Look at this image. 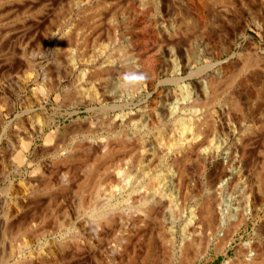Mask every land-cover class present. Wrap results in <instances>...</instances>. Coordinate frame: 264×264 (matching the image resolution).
<instances>
[{
  "label": "rangeland",
  "instance_id": "1",
  "mask_svg": "<svg viewBox=\"0 0 264 264\" xmlns=\"http://www.w3.org/2000/svg\"><path fill=\"white\" fill-rule=\"evenodd\" d=\"M67 1H65V0L64 1L63 0L62 1H60V0H48V1L47 0H0V112L6 116V121L9 122V128H8L7 133L3 132L2 126L0 125V206H1V208H0V264H4L3 260L6 259V256H7L6 254L8 253L9 255H11L12 253H10V252H13L14 248L15 249L17 248L16 245H18L19 242L24 238L23 235H19L18 237H15V235L10 232V230H11L10 227H12L15 224L16 227L13 226L14 228L12 227V230L15 229L14 231H16L17 225L21 222L26 223V221H27V223L29 222L28 224H30V225L33 224L31 227L34 229L35 232L36 231L41 232L42 230L43 231L45 230V234H43V236H42V238H43L42 244L43 245L41 244V241H38V244L42 245V247H44V249H46L48 247V245L50 246V247H48V249H46V251L51 249L49 251V253L52 254L51 256L49 255V257H50L49 262H51L50 264H53V263L54 264H70V263L71 264H98V263L99 264H108V262H107L108 258L105 257V252H104V254H102L103 253L102 251H105L107 248L109 249V246H110V248H112V245H118L120 239L123 236L127 237V235L130 233L131 227L130 226H127L129 228L125 227V226H123L124 225L123 223L125 221H127L126 220L127 218H130V216L133 214V211L135 210V207L138 206L137 204L130 203V201H124V202H122L123 204L121 203V204L114 206V207L111 206L108 210V211H110L109 212L110 215H108V216L111 218L115 217L114 223L116 224V226H114L115 224H113V226L115 228L111 225V229L113 228L112 230H114V232L110 229V227H107L106 228L107 230L104 229V231H103L104 237L101 236L102 238H105L104 242L102 243L103 249L99 247L101 245L98 246L99 249H98V247L93 249L90 246V244H88L89 239L92 238L91 236L93 234V231L91 230V227H90V226H92L93 219H92V217H90V214L88 215V213L80 212L77 209L76 210L73 209V208L79 207L80 198L82 199V197H81L82 195H80V193H79L80 188L78 189L79 184L72 182L69 185L67 190L65 187H64L65 188L64 190H62L63 188H61V187H59V188L57 187L55 189H49L45 185V183H46L45 177H41L42 176L41 171H39V169L37 167L38 163L41 164L45 160L46 161L54 160V156L46 154L42 157L41 153L43 150L42 147L45 146L44 149H47L50 145L52 146L54 144L55 140L49 139V140L44 141L43 139L42 140L38 139L34 143V145H36V144L37 145L36 146L33 145L32 147L29 148V149H31L30 153L32 152L34 157H36L38 159L36 161L37 165L35 164L32 167L31 166H23L22 167V165H19V163L17 162V156H16L17 153H15V151H14V149H16L17 146H20L19 138L17 135L18 134L20 135V133H21V136L24 137V135H23V133H24L23 124H25L24 122H26L31 117V114L26 110L27 108H25L26 106H24L22 104V102L25 100V98L33 97V94H31V93H33L32 92L33 89H35L37 87L41 88V87H43V85L45 86V85L49 84L47 82H50V79H53V78L61 81V90H60V92L54 93L52 95V97L50 98V100H47L46 101L47 103L46 102L44 103V106L46 109V114L47 115L50 114L48 116L54 118L56 124H59L58 126H60V129L62 130V132H64V131L69 132L71 130V127H73V125H70V124L71 123L73 124V122L75 123V121H76V124L85 126V124L87 122H94V121L95 122H101L102 121L104 123L106 121V122L110 123V122H112L111 120H113L112 124H114V123L116 124V122H117V124H118V122L120 123L118 125L117 124L115 125L114 129L117 128V130H115V132L113 134L107 133L106 130H101V132H98L100 135L97 133L96 135H94L95 137L92 136L93 137L92 139L99 141L98 139L104 138V140L106 141L107 139L114 140L115 138H117L115 140H118V139H120V135H121V140H122L123 135H125L126 132H129L128 134H130L131 131H132L131 134L137 133L138 135H141L140 137H142V139H143L142 142L144 141V143L146 145H147L148 140L152 141L153 138L154 139L159 138L161 140L160 142L163 144V146L164 147L167 146V147H165V149L167 150L165 152L166 156L165 155L163 156L162 164H160L159 168L154 169V170L151 169L148 171V175H147L148 181H150L149 179H151L152 177L154 179L155 178L159 179V181L160 180L163 181L164 178L166 179V180L164 179V181H168L167 176L171 175V174L173 176L177 174L175 176V177H177V176H179L178 174L181 175V173H179V172L181 170H183L182 169L183 165H181V164L186 165V163H187V165L184 166L183 168L186 167L185 169L188 170L187 171L188 176L186 177L187 174L184 172L185 169L182 172V173H184L182 175L184 177V180L187 181V184H186V182H184L183 177L181 176L182 183L184 182L183 183L184 185L181 183L180 189H182V191L184 193L183 192L181 193V190H180L179 191L180 194L178 193V195L176 197V201H177L176 202V210H178V212H179L177 214L181 213L179 218L177 219V222H176V225L178 228V233L180 234L183 231V229L186 228L188 231L190 230V232L193 231L196 233L198 241H200L203 238L202 236H204L206 238V235L209 233L208 229H206L207 228L206 225H205L206 228H203L204 224H201L198 226L195 225L193 223V220H192V215L194 213L198 212L199 210H201L203 208V207H201V205L205 206L204 204L207 202L206 200H208V198L210 197V195H211V188L210 187L212 184L211 181H214V178L216 176L214 174H218V172L220 170L221 171L223 170L221 168L225 165L224 161H226V152H227L228 146L231 144L229 147L233 148V146L235 145L233 148V151H234L235 147H236V150H235L236 154L234 152L235 157H237V154L239 153L238 149H237L236 141L232 142V141L226 140V138H225L226 136H224V135H226V130H225L226 128H224L225 123L223 122L225 120L222 119V121H221V118H224V117H222V114L219 113V111H220L219 108L222 106L225 107V105L227 104L226 102H227V98H228V90L229 91L231 90L230 93L231 92L238 93L240 90H242V93L239 92L238 95L239 96L242 95V97H240L241 101L243 100L242 101L243 102L242 107L244 109L247 107V109H245V110L249 109L248 110V112H249L248 121L250 123L252 120H253L252 123L254 121L255 122L258 121L257 123H255V126L257 128V130H255V132L257 131L256 132L257 136H258V133H260L258 129H260L261 132L264 130V128H263L264 124H261V122H259V121H262V123H263V121H264L263 120L264 119V113L263 112L260 113V111H261L260 107L261 106H262V108L264 107V103H262V102H264V96L261 95L262 94L261 87L259 86V83L257 81L258 80L257 79V73L260 71V69L261 70L264 69V66H263L264 62H259V65L262 64V67L259 66L260 68H258V66H255V67H252V68L246 70V72H244V73H243V71H245V70H241L242 68L240 69V67H239L240 64L241 65L243 64L242 60H243V62L245 60V58H244V57H246L245 50L251 49L254 46L259 47L261 49H264V0H237L239 2V12L240 13H237V12L235 13V11L232 10L231 8L229 9L230 11L227 10L230 12V14L228 12L229 16L226 15V16H228L227 21L229 20L231 13H232V15H234V16H231V18H230V21H229L230 24L228 23L226 25L228 28H226V26L223 27V25L221 26V23L220 24L215 23L217 20L214 17L211 19L212 15L208 12H207V14H206V12H204L205 9L203 7H202L203 9L200 7L201 5H200V2L198 0H195V1H193V0H184V1L183 0H176V1L175 0H164L165 2H162L163 0H160V1L159 0H148V1L147 0L146 1L145 0L144 1L139 0L140 4H137L138 0H134V1L133 0H130V1L129 0H103L105 2V4L101 0H67ZM106 1H107V3H106ZM204 1L206 3L214 2L211 0H204ZM252 1H254V2H252ZM85 2H87V4ZM148 2H150L151 7L149 6V7H147L148 8L147 9L145 7H146V4ZM185 2H186V4H185ZM195 2H197V3H195ZM240 3H242V4H240ZM97 4H98V6H97ZM190 4H192V5L190 6ZM89 5L90 6L93 5V6H91V8H90ZM155 5H157V7ZM3 6H5V7H3ZM66 6H69V9ZM183 6H184V8H183ZM188 6L190 8L191 7L192 8L189 9ZM185 7L187 10L185 9ZM198 7H200L199 11H202L203 18H205V19L202 18V20H201V18H199L201 16V14L198 11H196V8H198ZM113 8H114V11H113ZM165 8H166V11H164ZM53 10H55V11H53ZM88 10H90V11H88ZM227 11L225 10V14ZM233 11H234V14H233ZM64 13H65V15H64L65 17L60 16L61 14L63 15ZM185 13L187 15L189 14L190 16L189 15L187 16ZM167 14H168V16H167ZM93 15H96V16H93ZM198 15H199V17H198ZM204 15H205V17H204ZM90 17H91V20H90ZM206 17L208 20L206 19ZM86 18H87V20H86ZM162 18H163V20H162ZM181 18H182V20H181ZM231 19H233V20H231ZM83 20L86 23H84ZM140 20H141V22H140ZM55 21H57L58 24ZM59 22H61V26H59ZM173 22H175V23H173ZM187 22H189V24ZM177 23H179V24H177ZM241 24H244L245 28H244V25H241ZM175 25H176V27H175ZM113 27H115V28L113 29ZM219 27L221 29H219ZM241 28L245 29L247 31V34L249 36L248 39H243L240 36V34L243 31V30H241ZM76 29H77V31H75ZM228 29H229V31H227L228 33H226V30H228ZM184 31L185 32L187 31L186 32L187 34ZM232 31H234V32H232ZM231 32L233 33V36H232ZM173 33H174V35H173ZM220 34L221 35L224 34V35L221 36ZM64 35L69 37V39ZM124 35H125V37H124ZM162 36H164V37H162ZM63 37H66V39L64 38V40H66V42L65 41L63 42L60 40V39H63ZM126 37H127V39H126ZM222 37H225L224 40H222ZM67 39H68L69 45H66L68 43ZM71 39H73V41L76 39L77 43L72 42ZM225 40H227V41H225ZM161 42H163V43H161ZM60 43L63 44L64 47H62ZM230 43L233 46L231 48V51L228 52V47L230 46ZM72 44H74L73 45L74 47L72 46ZM81 44H82V46H81ZM129 44H130V46H129ZM212 47H215L214 50L216 49L215 52L218 54L217 60H215V59L213 60V58H212L213 57L212 56L213 52L211 51V50H213V49H211ZM64 48H65L66 53H68V52L69 53L68 54L65 53L66 55L63 54V56H62V53L65 52ZM129 50H130V52H129ZM125 52H128V53L125 54ZM85 53H86V56L88 55L87 57L85 56ZM54 55H58V56L55 57ZM121 56H122V58H121ZM132 56H134V57H132ZM128 57H129V60H131V61H128ZM130 57H132V58H130ZM53 58H54V60H53ZM111 58H112V60H110ZM56 59L59 60V61L57 60L58 63L54 62V61H56ZM233 59H235L234 60L235 62H233ZM124 60H126V61H124ZM212 60L214 62H216V61H223L224 62V61L228 60L227 63L229 66L235 67L233 69L236 71H239L237 69V68H239L241 71V72L239 71L238 73L235 71V73H237V74H235L237 78H236L235 82L233 83L231 89L223 90L225 87L223 86L224 88L223 87L221 88L222 85L220 84V86H219L220 90L219 89L218 90H219V92L222 93V94L220 93V95H223V96H220V98L218 99L216 104L211 101L212 96L211 95L209 96V94H211V93L204 94L200 90V86H201V84L204 85L203 82L206 80V78L211 77V74H212L211 72H212L213 68L208 67V66L213 62ZM263 60L264 59H262V61ZM64 61H66L67 63ZM109 62H110V64H109ZM141 62L142 63L145 62L149 66L147 69H150V71L152 70V67L154 65L153 70L151 72L148 71L147 69H145V67L147 65H144V64L142 65ZM140 63H141V65H140ZM59 64H60V66H59ZM130 64L133 67H135V65L138 64L135 67V69L137 68L136 69L137 71H139L143 67H144V71L145 70L148 71V72L145 71V73H144L143 70H140L139 73H141V71L143 73V74L141 73L142 75L139 74L140 77H139V75L137 76L138 84L140 83L139 84L140 89L136 90L135 92L129 90L125 85H122L124 83V81H123L124 79L131 77L130 74L127 75L126 78L124 76L125 74H127V73H125L126 72L125 69H127V70L133 69V68H130L128 66ZM139 65L143 66V67L139 68L138 67ZM48 66H50V67H48ZM127 66H128V68H127ZM155 66H156V68H155ZM62 67H64V68L62 69ZM104 67H105V69H104ZM122 67L125 69L123 70ZM206 67H208V68H206ZM120 68L122 69V71H124L123 73H119ZM256 68H258V69H256ZM66 69H67L69 74L65 76V73L63 70H66ZM109 69H111V70H109ZM162 69H163V71H162ZM255 69H256V72H254ZM54 70H56V71H54ZM104 70H106V72L107 71L110 72V76L114 82H115V80L118 81V83H117V81L115 82L118 86V94L120 93L119 94L120 100H118V102H115L111 99L108 101L107 99H104L101 97L102 94H104L107 91V89H109L112 85L111 79L110 80L107 79L108 80L107 81L106 78L103 77L106 75ZM112 70H117L116 72L119 75L115 72V74H117V77H116V75L114 74V72ZM164 70H166V71H164ZM250 70H251V73H248ZM91 72H92V74L94 72L101 74V72H102V74L104 73L105 75L101 74L102 79H99V81L95 80L94 81L95 83L92 84V81H89L88 76L85 75L86 73H91ZM154 72H156V73H154ZM190 72L193 74L191 75ZM51 74H53V75H51ZM58 74H60V75H58ZM149 77H151V78H149ZM253 77H255V78H253ZM116 78H118V79H116ZM150 79H152V80H150ZM175 79H176V81H175ZM242 79L244 81H242ZM246 79H248V80H246ZM105 81H106V83L107 82L108 83L110 82V83L106 84ZM148 81L151 83L153 82V83L149 84ZM242 82H243V84H241ZM70 83H73V84L75 83V84L70 86L69 85ZM99 83L101 84L102 87L100 86ZM199 84H200V86H198ZM235 84H237V85H235ZM240 84L242 87L240 86ZM257 84H258V86H257ZM234 86H236V88ZM105 87H108V88H105ZM237 87H239V88H237ZM100 88H101V90H100L101 92L99 91ZM240 88H242V89H240ZM103 89H105L104 92H103ZM236 90H238V91H236ZM258 90H260V91H258ZM137 91H138V93H137ZM204 91L207 92L206 89H204ZM222 91H224V93ZM79 92L80 93L83 92L84 95L86 94L85 97H88L89 101L84 105L82 103L80 104L79 102H74V101L69 103L68 102L69 98H71V100H72V95L74 96L75 93H79ZM199 94H200V97L202 96V98L199 97ZM260 95L262 96L261 98H260ZM222 97L223 98L225 97V98L222 99ZM209 98H211V100ZM198 99L201 101L203 99V101L204 100L205 101L204 102L202 101L203 102L202 103ZM253 100L255 103L253 102ZM198 101L200 103H202V105L200 103H197ZM211 102H212V104H210ZM218 102H220L222 104V106ZM244 102H246L245 103L247 105L246 107H245ZM115 104H118V105L121 104V105H119V107L117 108ZM208 104H210V105H208ZM154 105H155V107H154ZM196 105H197V107H196ZM217 105L219 108L217 107ZM100 106L103 108H101ZM110 106H112V107L114 106V107L111 108ZM157 106H159V109ZM189 106H192L193 108L192 107L189 108ZM207 106H209V107H207ZM249 106H250V108H249ZM91 107H93L92 110L90 109ZM107 107H109V109ZM153 107L157 108V109L155 110ZM162 107L164 108V110L166 112L163 110ZM257 107L259 109L257 110V112L255 111L256 112L255 113L254 110H256ZM34 108H35V106H34ZM120 108H122V109H120ZM150 109H152L151 111L155 115V118L157 116V118L159 119L158 120L156 118L158 125H155L154 127H148V128L143 129L141 131L138 130L137 128H135V122L137 121V119L138 120L145 119V116L143 117V115L152 113L150 111ZM76 110H78V111H76ZM162 110L164 113H162ZM206 110H207V112H205ZM217 110H219V111H217ZM72 111H76V113H74ZM209 111H210V113H209ZM212 111L214 113L217 112L218 114H216V113L214 114ZM70 112L73 114H71ZM157 112H158V114H157ZM142 113H143V115H142ZM202 113L205 117H203ZM17 114L19 117L16 116ZM69 114H71L72 116ZM134 114H135V116H134ZM139 114H140V116H138ZM168 114H169V116H168ZM209 114L211 116H213V117H211L212 119L215 118V120H213V121H214V124H216L217 133H219V134H217V133L213 134L212 138L214 140H212L211 136L207 139L206 138L207 133H205V132H207V120L206 119L210 118ZM159 115H161L160 118H159ZM218 115H220V116L218 117ZM130 116H132L133 118L136 119V120H134L135 122L128 120V118H130ZM206 116H207V118H206ZM109 118H110V120H108ZM121 118H122V121L124 120V122L121 121ZM125 119L128 122L127 121L125 122ZM197 119L199 120V122L200 121L201 122L199 123ZM202 119H204L205 121H203ZM212 119H211V121H212ZM81 120L83 123L81 122ZM116 120H118V121H116ZM196 120H197V126H195ZM77 121H78V123H77ZM175 121L178 123H176ZM216 121L217 122L219 121L218 123H220V122L221 123L218 124ZM80 122H81V124H80ZM158 122H160V123H158ZM192 122L193 123L195 122V124H193ZM201 123H203V125H201ZM259 123L261 125H259ZM64 126L67 128L65 129ZM171 127H173V128H171ZM194 127H197V128L194 129ZM180 128H183V130ZM203 128L204 129L206 128V129L204 130ZM196 129L197 130L199 129V130L197 131ZM135 130H137V131H135ZM124 131H125V133H124ZM203 131H204V133H203ZM120 132L124 133V134L122 135V134H120ZM168 132H170V133H168ZM188 132H190V133H188ZM117 133H119L120 135L118 134V136H117ZM201 133H202V135H201ZM160 134H161V136H160ZM163 134H164V136H163ZM216 134H217L218 138H217ZM263 134H264V131H263V133L259 134L261 136H258V137L256 136L257 137L255 139L256 141H254L256 144H260V145L263 144V141H261ZM220 135H221V137H220ZM108 136L109 137L111 136V137L109 138ZM152 136H153V138H152ZM174 137H176V138H174ZM204 137L207 139V141H205ZM259 137H260V139H259ZM79 138H82V135L79 136ZM164 138L165 139L168 138V140L164 141ZM172 138H173V141H172ZM176 139H177V142H176ZM222 139H224V141ZM257 139L260 140L262 143H260V141H258ZM263 139H264V137H263ZM76 140H78V139H76ZM84 141H86L87 144L89 143V141H87V139H85ZM169 141H170V144H169ZM75 142L76 141L68 143L67 148L71 149L74 146ZM165 142H166V144H165ZM223 142L225 144H223ZM22 143H24V142L22 141L21 145H22ZM86 143H84L83 145H85V147L88 148L90 144L86 145ZM148 143H150V142H148ZM171 143L174 145H172ZM214 143L218 144V145H215ZM255 143H253V144H255ZM11 144H13V145H11ZM256 144L254 146H256ZM190 145H191V147L194 146L193 147L194 149L191 148ZM212 145H213V147H212ZM254 146L252 145V147L250 146L249 149H247L248 155L249 156L251 155V157H252V158H249V156H248L247 159H248V161L250 159L251 162L254 161L253 158L254 159L256 158L255 160H257V158H259L263 152L261 147L258 150L257 147H259V146H257V147H254ZM93 147L91 149H97L96 145ZM185 147H187V149H185ZM225 148H226V150H225ZM11 149H13V150H11ZM168 149H170V150L168 151ZM180 149H182V150L180 151ZM251 149H253L252 150L253 152L250 151L252 154L249 153V150H251ZM254 149L256 150V153H255ZM186 150L191 151L188 153L190 157L188 156V154H187L188 151H186ZM34 151H36L37 153L36 152L34 153ZM185 151H186V153L183 154ZM201 151L206 152L205 158H202L203 160L201 159V157L198 156V154L201 153ZM177 152H180L183 155L179 154ZM38 153L40 156L38 155ZM190 153L193 155V157H191L192 155ZM253 153L259 154L260 156L254 155ZM176 154H178L177 155L178 157L180 156L179 162L182 159V161H184V162L186 161V163L181 161V163H178L177 166H173L172 155H176ZM186 154L189 158L187 156L186 157L184 156ZM90 155L92 156L93 154H90ZM238 156H240V155H238ZM169 157H170V159H169ZM209 157H211V158H209ZM187 159H190L189 165H188ZM196 159H198V160L201 159L202 161H205V163L202 162L201 160H199L201 162H198ZM236 159H238V158H236ZM261 159H262V157H261ZM170 160H171V162H169ZM259 160H260V158H259ZM250 161L248 162L249 164H250ZM75 162H73L74 165L71 163L72 169H75V168L79 169V167L81 166V163L79 166V164H78L79 161H77V165L75 164ZM254 163H255V161H254ZM200 164L202 165V167L200 166ZM236 164L234 165L235 170L238 171L239 175L242 174V176L243 175L245 176L246 174L244 173V169L245 170L247 169L246 166L244 167V164H243L242 166L244 168L242 167L243 169L241 168L242 170H240L239 168L241 167V165L240 164L238 165V162ZM6 166H7V168H6ZM56 166L57 167H53L54 169L51 170L55 174V175L53 174L54 177L59 176L57 174L61 175L63 172H65L67 170L66 165H65L66 168H65V166L62 167V163L59 165L57 164ZM77 166H79V167L77 168ZM179 166L181 167V170H179L180 169ZM217 166H218V168H217ZM17 167L21 168V170L23 172L19 176L14 175L15 172L12 171L13 169H15ZM188 167H189V169H188ZM172 169H174V170L172 171ZM169 170H170V172H169ZM247 170H249V169H247ZM5 171H11L10 173L12 174V176L10 178H12L13 182H14V180H17V179L21 180L24 178H25L24 180L26 182H29V181H31V179L32 180L37 179L38 176H39L37 179L38 183L41 182L42 180H44L43 181L44 186H42V184L40 183L39 186H36L34 191H33V194L31 196V198L33 197L32 198L33 200H31L32 207L30 206V209L26 210L27 208L26 209L24 208V206L26 204L22 203L23 201L21 198H20L21 199L20 200L19 198H14V196H12L13 193H11V192H13V190H15L16 186H17L16 189H18V190L21 189L20 186L18 187V185H19L17 183L18 180L15 181L16 183L15 182L13 183L12 191H6V193H5L6 195L4 194V192H5L4 190L6 188L5 186H7V184L2 179V177H3V174ZM239 171L240 172L243 171V172L240 173ZM159 172H160V174H159ZM77 173L79 174V172H77ZM242 176H241V178H243ZM40 177L44 178V179H41ZM39 178H40V181H39ZM187 178H188V180H187ZM208 178H209V180H208ZM25 181H23V182L25 183ZM209 181H210V186L208 183ZM182 185L187 190L186 189L184 190ZM33 186L34 185H32V187ZM54 190L58 191V193L56 191L54 192ZM65 190L67 193L66 192L64 193ZM185 191H187L189 193V194L187 193V196L185 194ZM7 192H9V193H7ZM61 192H62V195H61ZM54 193H57L56 194L57 196H55ZM76 193H79L78 194L79 196H77ZM36 194H38V195H36ZM182 194H184V195H182ZM193 194H196V196ZM42 195H44V196H42ZM50 196L51 197L55 196V198L54 197L53 198L55 199V201L57 200L58 202H55V201L49 199V198H51ZM180 196L181 197L185 196V197H182V199H181ZM194 196H195V198H193ZM183 198L185 201L183 200ZM37 199H38V201H37ZM18 200L21 201L20 203L22 205H24L23 208H20V207H22L20 203L18 205ZM178 200H183L184 203L182 201H178ZM181 204L184 206L181 207ZM18 206H19V208H18ZM195 209H198V210H196V212H195L194 211ZM29 210L31 211V213ZM190 214H192V215H190ZM28 215H30V216H28ZM259 216L260 217L256 223L253 222L252 220L247 221V223H245L244 229L240 230L239 232H235L236 234L233 235L234 239L232 240V244L229 248L224 250L225 253L216 249L219 247V244H218L219 240L218 239H220V237H218V236L211 237V240H210L209 246L207 247L206 252L204 253L203 251H201V254H199V258L193 264H224L225 262H228V261L230 262L232 260H235L232 263V264H235V263H237L236 261L238 260V258H240L241 260L243 259L242 256L240 257V254H241L242 250L245 248V245L247 243H249V241L251 243L254 242V244L255 243L257 244L258 241L259 242L261 241L260 242L261 244L263 242V244L259 245V246H258V244L257 245L255 244L256 248L258 247L260 249L259 251H261L263 249V247L260 248V246L264 245V235H263V237L262 236H253L252 234L254 232L252 230L257 228L258 231L260 230V232H262L261 228H264V224H263L264 223V209L261 211ZM18 219L19 220L23 219V220L19 222ZM120 219L124 220L123 223L121 221V224L119 222ZM191 221H192V223L189 224L190 226H188V228L185 227L187 225V223H190ZM63 223H64V225H63ZM260 223H262V224H260ZM6 224L8 225V227ZM80 224L82 226L87 225L85 227L88 231H86L84 234L81 232H78V230H79L78 226ZM192 225H194V226H192ZM118 227H119V229H118ZM258 227H261V228H258ZM7 228H9L10 230H8ZM201 229H203V230L205 229V231H207L206 232L207 234L205 233V231L201 232ZM116 230H118V231H116ZM180 230H182V231H180ZM195 230H197V231H195ZM147 231H146L147 234L152 233L151 231L150 232L149 231L147 232ZM224 231L226 232L225 229H224ZM224 231H222V234L224 233ZM146 233H144L145 236L146 237L149 236V234L147 235ZM202 233H203V235H202ZM262 233L264 234V231ZM14 237H15V239H14ZM21 237H23V238H21ZM114 238H115V240H114ZM131 238H132V240H130V242H128L127 248L125 249L126 252L125 253L122 252L123 254L121 255V257H119L120 259L118 258V260H116L114 264H116V263L117 264H142L141 255L139 254L140 255V257H139V255L137 254L138 252L135 249L137 247V248H141L142 251H143V249H144V251L146 250V247H145L146 246L145 245L146 240L144 239L145 237H141V235L140 236L134 235V236H131ZM137 238H138V240H137ZM198 238H200V239H198ZM25 239H27V238H25ZM140 240H142V241H140ZM180 240H181L180 236H177V239H176V242L174 245L175 246V252L173 251V254H172V252H170L171 253V261L174 260V261H172V264H181L180 263L181 258H179V254H178V246L180 245V242H181ZM216 240H218V241H216ZM131 241H133V243ZM47 243H48V245H47ZM44 244H46V248H45ZM86 244H87V246H86ZM138 244H140V246ZM215 244H218V247H217V245L215 246ZM37 245L35 244L34 248H39V245L38 246ZM59 245H62L61 248L63 247L62 251H60V252H58V250H60V249H57L58 247H56ZM63 245H66L65 247H67V248H65ZM10 248L12 249V251L10 250ZM64 248H65V250L67 249L66 252L64 251ZM75 249L77 250V252ZM7 250H8V252H7ZM52 251H53V253H51ZM160 252H161V250H160ZM9 255L7 256V258L9 257ZM54 255H56V256H54ZM63 255H66V256H63ZM52 256H54V258L56 260L53 259ZM101 256H104V257L101 258ZM4 257H5V259H4ZM64 257H66V258H64ZM160 258H162V259L159 261ZM160 258H158V261H159L158 263L164 264V263H161V261H163V259H165L162 254L160 255ZM236 258H237V260H236ZM8 259L10 260V264H23V261H21V259H19V256H16V258H8ZM17 260H19V261H17Z\"/></svg>",
  "mask_w": 264,
  "mask_h": 264
},
{
  "label": "bare ground",
  "instance_id": "2",
  "mask_svg": "<svg viewBox=\"0 0 264 264\" xmlns=\"http://www.w3.org/2000/svg\"><path fill=\"white\" fill-rule=\"evenodd\" d=\"M48 1V0H47ZM62 1V0H60ZM64 1V0H63ZM67 1V0H65ZM103 1V0H101ZM130 1V0H129ZM128 1V2H129ZM134 1V0H133ZM144 1V0H143ZM146 1V0H145ZM148 1V0H147ZM160 1V0H159ZM158 1V2H159ZM176 1V0H175ZM184 1V0H183ZM195 1V0H193ZM200 2V7L204 8L207 14L210 13L212 16H211V19L214 17L216 20L215 23H221V26L223 25V27H225L229 21H230V18L231 16H234L232 15L231 13V16L229 18V20L227 21L228 19V12L230 11L229 9L231 8L232 10L235 11V13H240L239 12V2L237 0H211V1H214L212 3H206L204 0H198ZM50 2V1H49ZM52 2V1H51ZM68 2V1H67ZM82 2V1H81ZM104 2V1H103ZM102 2V3H103ZM138 3L137 4H140L139 0L137 1ZM154 2V1H153ZM162 2H165L164 0ZM170 2V1H169ZM254 2V1H252ZM56 3V2H55ZM54 3V4H55ZM60 3V2H59ZM63 3V2H62ZM66 3V2H65ZM87 4V2H85ZM89 3V2H88ZM107 3V1H106ZM134 3V2H133ZM144 3V2H143ZM197 3V2H195ZM67 4V3H66ZM65 4V5H66ZM74 4V3H73ZM105 4V2H104ZM163 4V3H162ZM165 4V3H164ZM186 4V2H185ZM188 4V3H187ZM242 4V3H240ZM262 4V3H261ZM49 5V4H48ZM56 5V4H55ZM68 5V4H67ZM81 5V4H80ZM166 5V4H165ZM174 5V4H173ZM192 4H190L191 6ZM255 5V4H254ZM90 6V5H89ZM88 6V7H89ZM93 6V5H91ZM90 6V8H91ZM98 6V4H97ZM107 6V5H106ZM150 6V2H148L146 4V7H149ZM157 7V5H155ZM185 6V5H184ZM183 6V8H184ZM196 6V5H195ZM260 6V5H259ZM5 7V6H3ZM39 7V6H38ZM57 7V6H56ZM64 7V6H63ZM68 7L69 9V6H66ZM80 7V6H79ZM78 7V8H79ZM151 7V6H150ZM189 7V6H188ZM196 8V11H198L201 16L198 17L203 18V13L202 11H199V8ZM262 7V6H261ZM55 8V7H54ZM53 8V9H54ZM58 8V7H57ZM97 8V7H96ZM104 8V7H103ZM106 8V7H105ZM116 8V7H115ZM134 8V7H133ZM132 8V9H133ZM144 8V7H143ZM162 8V7H161ZM164 8V7H163ZM192 8V7H191ZM189 7V9H191ZM202 8V9H203ZM241 8V7H240ZM246 8V7H245ZM56 9V8H55ZM67 9V8H66ZM65 9V10H66ZM108 9V8H107ZM148 9V8H147ZM186 9V7H185ZM188 9V10H189ZM201 9V10H202ZM124 10V9H123ZM152 10V9H151ZM180 10V9H179ZM183 10V9H182ZM187 10V9H186ZM193 10V9H192ZM225 10H229L226 12L225 14ZM55 11V10H53ZM90 11V10H88ZM106 11V10H105ZM113 11H114V8H113ZM112 11V12H113ZM136 11V10H135ZM150 11V10H149ZM166 11V8L165 10ZM191 11V10H190ZM195 11V10H194ZM234 11H233V14H234ZM246 11V10H245ZM6 12V11H5ZM31 12V11H30ZM67 12V11H66ZM146 12V11H145ZM197 12V13H198ZM53 13V12H52ZM193 13V12H192ZM198 13V14H199ZM67 14V13H66ZM186 14V13H185ZM230 14V12H229ZM65 13L60 16H64ZM100 15V14H99ZM102 15V14H101ZM166 15V14H165ZM187 15V14H186ZM189 15V14H188ZM187 15V16H188ZM193 15V14H192ZM209 15V14H208ZM228 15V16H226ZM241 15V14H240ZM93 16H96V15H93ZM168 16V14H167ZM190 16V15H189ZM56 17V16H55ZM65 17V16H64ZM98 17V16H97ZM164 17V16H163ZM186 17V16H185ZM193 17V16H192ZM205 17V15H204ZM254 17V16H253ZM261 17V16H260ZM94 18V17H93ZM96 18V17H95ZM103 18V17H102ZM168 18V17H167ZM234 18V17H233ZM262 18V17H261ZM60 19V18H59ZM205 19V18H203ZM207 19V17H206ZM210 19V20H211ZM242 19V18H241ZM63 20V19H62ZM87 20V18H86ZM90 20H91V17H90ZM163 20V18H162ZM165 20V19H164ZM168 20V19H167ZM166 20V21H167ZM173 20V19H172ZM182 20V18H181ZM200 20V21H201ZM208 20V19H207ZM233 20V19H231ZM58 21V20H57ZM55 21V22H57ZM81 21V20H80ZM84 21V20H83ZM98 21V20H97ZM101 21V20H100ZM149 21V20H148ZM178 21V20H177ZM184 21V20H183ZM190 21V20H189ZM243 21V20H242ZM96 22V21H95ZM141 22V20H140ZM176 22V21H175ZM173 22V23H175ZM179 22V21H178ZM182 22V21H181ZM193 22V21H192ZM232 22V21H231ZM84 23H86L84 21ZM83 23V24H84ZM146 23V22H145ZM164 23V22H163ZM189 24V22H187ZM194 23V22H193ZM207 23V22H206ZM214 23V24H215ZM58 24V22H57ZM81 24V23H80ZM179 24V23H177ZM187 24V25H188ZM213 24V25H214ZM230 24V23H229ZM79 25V24H78ZM82 25V24H81ZM117 25V24H116ZM201 25V24H200ZM241 25H244V24H241ZM59 26H61V22H59ZM80 26V25H79ZM78 26V27H79ZM92 26V25H91ZM204 26V25H203ZM220 26V25H219ZM54 27V26H53ZM66 27V26H65ZM69 27V26H68ZM77 27V26H76ZM81 27V26H80ZM94 27V26H93ZM176 27V25H175ZM217 27V26H216ZM242 27V26H241ZM258 27V26H257ZM112 28V27H111ZM115 27H113L114 29ZM200 28V27H199ZM226 28H228L226 26ZM244 28H245V25H244ZM219 29H221L219 27ZM232 29V28H231ZM62 30V29H61ZM167 30V29H166ZM214 30V29H213ZM242 33L240 34V36L243 38V39H248L249 36L247 34V31L245 29H242L241 28ZM9 31V30H8ZM77 31V29L75 30ZM177 31V30H176ZM188 31V30H187ZM186 31V32H187ZM226 30V33H228ZM231 31V30H230ZM238 31V30H237ZM111 32V31H110ZM169 32V31H168ZM185 32V31H184ZM185 32V33H186ZM205 32V31H204ZM234 32V31H232ZM231 32V33H232ZM75 33V32H74ZM127 33V32H126ZM157 33V32H156ZM177 33V32H176ZM189 33V32H188ZM69 34V33H68ZM155 34V33H154ZM163 34V33H162ZM170 34V33H169ZM181 34V33H180ZM187 34V33H186ZM207 34V33H206ZM222 34V33H221ZM220 34V35H221ZM225 34V33H224ZM223 34V35H224ZM237 34V33H236ZM174 35V33H173ZM198 35V34H197ZM221 35V36H223ZM66 36V35H64ZM69 36V35H68ZM130 36V35H129ZM220 36V37H221ZM232 36H233V33H232ZM67 37V36H66ZM66 37H63V39H60L61 41H65L64 38L66 39ZM125 37V35H124ZM164 37V36H162ZM168 37V36H167ZM226 37V36H225ZM225 37H222V40H224ZM69 39V37H67ZM133 38V37H132ZM177 38V37H176ZM182 38V37H181ZM190 38V37H189ZM196 38V37H195ZM68 39H67V42H68ZM81 39V38H80ZM125 39V38H124ZM127 39V37H126ZM125 39V40H126ZM170 39V38H169ZM192 39V38H191ZM198 39V38H197ZM217 39V38H216ZM227 39V38H226ZM87 40V39H86ZM163 40V39H162ZM188 40V39H187ZM57 41V40H56ZM72 42H76V39L73 41V39H71ZM114 41V40H113ZM117 41V40H116ZM227 41V40H225ZM62 42V43H63ZM77 43V42H76ZM83 43V42H82ZM113 43V42H112ZM115 43V42H114ZM129 43V42H128ZM163 43V42H161ZM192 43V42H191ZM7 44V43H6ZM61 44V43H60ZM85 44V43H84ZM83 44V45H84ZM103 44V43H102ZM217 44V43H216ZM65 45V44H64ZM66 45H69V42L66 44ZM74 44H72L73 46ZM98 45V44H97ZM135 45V44H134ZM172 45V44H171ZM181 45V44H180ZM194 45V44H193ZM62 47L63 44H61ZM82 46V44H81ZM90 46V45H89ZM130 46V44H129ZM232 44L230 43V46L228 47V52L231 51V48H232ZM5 47V46H4ZM60 47V46H59ZM74 47V46H73ZM143 47V46H142ZM217 47V46H216ZM225 47V46H224ZM66 48V47H65ZM65 48H64V51H65ZM82 48V47H81ZM124 48V47H123ZM195 48V47H194ZM215 47H212L211 50L213 52V60H217L218 59V54L215 52L214 50ZM227 48V47H226ZM59 49V48H58ZM61 49V48H60ZM63 49V48H62ZM132 49V48H131ZM122 50V49H121ZM124 50V49H123ZM192 50V49H191ZM196 50V49H195ZM219 50V49H218ZM225 50V49H224ZM132 51V50H131ZM197 51V50H196ZM226 51V50H225ZM63 52V51H62ZM68 52V51H67ZM88 52V51H87ZM120 52V51H119ZM123 52V51H122ZM130 52V50H129ZM227 52V51H226ZM61 53V52H60ZM65 52L62 53V56L63 54H65ZM69 53V52H68ZM66 53V54H68ZM128 52H125V54H127ZM195 53V52H194ZM245 53H246V57L244 62L242 60V65L240 67L241 70H245L243 71L246 72V70L252 68V67H255V66H258V68H260L259 66L262 67V64L259 65V62H264V60L262 61V59H264V49H261L259 47H256L254 46L253 48L251 49H247L245 50ZM57 54V53H56ZM65 54V55H66ZM89 54V53H88ZM191 54V53H190ZM197 54V53H196ZM70 55V54H69ZM91 55V54H90ZM95 55V54H94ZM102 55V54H101ZM115 55V54H114ZM118 55V54H117ZM195 55V54H194ZM262 55V56H261ZM55 57H57L58 55H54ZM85 56H86V53H85ZM88 56V55H87ZM86 56V57H87ZM193 56V55H192ZM96 57V56H95ZM124 57V56H123ZM134 57V56H132ZM130 57V58H132ZM262 57V58H261ZM59 58V57H58ZM93 58V57H92ZM122 58V56H121ZM144 58V57H143ZM243 58V59H244ZM68 59V58H67ZM114 59V58H113ZM127 59V58H126ZM194 59V58H193ZM54 60V58H53ZM58 59H56V61L54 62H57ZM108 60V59H107ZM112 60V58L110 59ZM134 60V59H133ZM138 60V59H137ZM153 60V59H152ZM212 60V61H213ZM235 59H233V62ZM237 60V59H236ZM117 61V60H116ZM126 61V60H124ZM123 61V62H124ZM128 61H131L129 60V57H128ZM241 61V60H240ZM63 62V61H62ZM66 62V61H64ZM115 62V61H114ZM121 62V61H120ZM122 62V63H123ZM136 62V61H135ZM164 62V61H163ZM228 60L227 61H216V62H212L208 67H212V74H211V77H208L206 78V80L203 82L204 85L200 84L198 86H200V90L204 93V94H207V93H211L209 94V96L211 95L212 96V100L211 98H209L213 103H217L218 99L220 98V96H223V95H220L221 92H219L220 88V84L222 85L221 88L223 87L224 89L223 90H227V89H231L232 88V85L233 83L235 82L236 80V75L240 69L237 68L239 71H236L234 70L233 68L235 67H231L228 65ZM67 63V62H66ZM138 63V62H137ZM142 63V62H141ZM140 63V65H141ZM153 63V62H152ZM240 63V62H239ZM51 64V63H50ZM65 64V63H64ZM110 64V62H109ZM115 64V63H114ZM117 64V63H116ZM121 64V63H120ZM147 65L145 62L142 63V65ZM158 64V63H157ZM234 64V63H233ZM236 64V63H235ZM238 64V63H237ZM131 65V64H130ZM128 65L130 68H133V69H125L122 67V69L126 70L124 76L126 78L127 75L130 74L131 77H128L126 79H122L124 81V83L122 85H125L129 90L131 91H136L139 88V84H138V80H137V76L139 74L142 73H139L140 70H143L144 71V67L143 66H138L139 68L143 67L142 69H140L139 71H137L135 69V67L138 65H135V67H133L132 65L130 66ZM134 65V64H133ZM159 65V64H158ZM60 66V64H59ZM69 66V65H68ZM127 66V68H128ZM264 66V65H263ZM50 67V66H48ZM70 67V66H69ZM73 67V66H72ZM149 66L147 65L145 67V69H147ZM152 67V66H151ZM165 67V66H164ZM206 67V68H208ZM60 68V67H59ZM64 67H62L63 69ZM68 68V67H67ZM154 68V65L152 67V70ZM156 68V66H155ZM188 68V67H187ZM205 68V69H206ZM256 68V69H258ZM51 69V68H50ZM54 69V68H53ZM105 69V67H104ZM113 69V68H112ZM121 69V68H120ZM119 69V73H123L124 71H122V69L120 70ZM135 69V70H134ZM185 69V68H184ZM256 69L254 72H256ZM263 69V68H262ZM111 70V69H109ZM148 71H150V69H147ZM145 70V71H147ZM151 70V71H152ZM56 71V70H54ZM61 71V70H60ZM64 73H65V76L68 75V71L67 69L66 70H63ZM106 75L102 72L101 74L102 75H105L103 77L107 79H111V76H110V72L106 70H104ZM115 74V72L117 70H112ZM122 71V72H121ZM144 71V73H145ZM147 71V72H148ZM150 71V72H151ZM163 71V69H162ZM166 71V70H164ZM185 71V70H184ZM189 71V70H188ZM235 71L237 73H235ZM112 72V73H113ZM241 72V71H240ZM253 72V73H254ZM50 73V72H49ZM117 73V72H116ZM156 73V72H154ZM248 73H251V70L248 72ZM62 74V73H61ZM83 74V73H82ZM100 73H96L94 72L92 74L91 73H86L85 75L88 76V80L89 81H92V84H94L95 80H98L99 79H102V75ZM113 74V75H114ZM118 74V73H117ZM117 74L116 77H117ZM143 74V73H142ZM141 74V75H142ZM148 74V73H147ZM190 74L192 75L193 73L190 72ZM53 75V74H51ZM50 75V76H51ZM60 75V74H58ZM114 75V76H115ZM119 75V74H118ZM152 75V74H151ZM253 75V74H252ZM75 76V75H74ZM210 76V75H209ZM52 77V76H51ZM50 77V78H51ZM58 77V76H57ZM56 77V78H57ZM62 77V76H61ZM78 77V76H77ZM80 77V76H79ZM140 77V75H139ZM138 77V78H139ZM121 78V77H120ZM151 78V77H149ZM255 78V77H253ZM62 79V78H61ZM77 79V78H76ZM81 79V78H80ZM118 79V78H116ZM257 81L259 83V86L261 87V91H262V96H264V69L261 70L257 73ZM49 80V79H48ZM105 80V79H104ZM137 80V81H136ZM144 80V79H143ZM152 80V79H150ZM154 80V79H153ZM168 80V79H167ZM248 80V79H246ZM46 81V80H45ZM79 81V80H78ZM108 81V80H107ZM117 80H115L116 82ZM165 81V80H164ZM176 81V79H175ZM238 81V80H237ZM236 81V82H237ZM242 81H244L242 79ZM253 81V80H252ZM256 81V82H257ZM71 82V81H70ZM102 82V81H101ZM100 82V83H101ZM104 82V81H103ZM113 80H112V85L109 89H107V91L102 94V98L104 99H107L108 101L111 99L115 102H118V100H120L119 98V94H118V86L117 84L115 83ZM142 82V81H141ZM149 82V81H148ZM162 82V81H161ZM171 82V81H170ZM240 82V81H239ZM40 83V82H39ZM49 84L47 85H43V87H37L35 89L32 90L33 93V97L31 98H25V100L22 102V104L24 106H26L25 108H27L26 110L31 114V117L26 121L24 122L25 124H23V128H24V137L21 136V133L20 135L18 134V138H19V144L20 146H17L16 149H14L15 153H17V162L19 163V165H22L23 166H33L35 165L37 162V158L34 157L33 153L31 151V149H29L30 147H32L34 145V143L39 139H43L44 141L45 140H55L54 144L49 148L47 149H44L42 150V157L46 154L48 155H52L54 156V160L52 161H44L43 163L37 165L39 171H41V177H45V185L49 188V189H55V188H63L62 190H64L66 188V190L68 189L69 185L72 183V182H75V183H78L79 184V193L80 195H82V199L80 198V205L78 208H73V209H77L78 211L80 212H85V213H88V215L90 214V217H92L93 221H92V226L91 227V230L93 231V234H92V238L89 239V243L90 246L94 249V248H97L99 245L100 248L103 249L102 247V243L104 242V239L105 238H102L101 236L104 237L103 235V231L104 229H106L107 227H110L111 229V225L113 226L114 223V220H115V217L114 218H111L109 217L108 215H110V211L109 208L112 206H117L119 204H121L122 202L124 201H130V203H133V204H137L138 206L135 207V210L133 211V214L130 216V218H127L124 223L122 219H120V224H121V221L122 223L124 224L123 226L127 227V226H130L131 229H130V233L127 235V237H123L120 239L118 245H112V248H110L109 246V249L105 250V251H102L101 253L104 254L105 252V257H107L108 259V264H114L116 260H118L119 257H121V255L123 254L122 252H126V248H127V245H128V242H130V240H132L131 236H134V235H141V237H145L144 239L146 240V250L143 251L141 250V248H137L136 247V252L138 255L140 254L141 255V259H142V264H159L158 262L162 259L160 258V255L162 254L163 257L165 259H163V261H161V263H164V264H172V260L171 261V253L173 254V251L175 252V242H176V239H177V236H180V245L178 246V254H179V258H181V264H193L198 258H199V254H201V251H203L204 253L206 252L207 250V247L209 246V243H210V240H211V237H215V236H218L220 237V239L216 240L218 241V244H219V247H218V244H215V246L217 245L218 248H216L217 250H220L222 251L223 253L225 249L229 248L232 244V240L234 239L233 235L236 234L235 232H239L240 230L244 229V226H245V223H247V221H250L252 220L253 222H257V220L259 219V215L261 213V211L264 209V139H263V135H262V139L261 141H263V144H256L254 141H256L255 139L258 137V136H261L259 135L260 133H263V131L261 132L260 129L258 133V136L256 135V132L255 130H257L256 126H255V123H257L258 121H254L251 123L248 121V116H249V112L248 110H245L247 109V105L245 104L246 102H244L245 104V109L242 107V101L240 99L241 96L238 95V93H242V88H240L239 92L236 93V92H231L228 90V98H227V104L224 106H221L222 107H217L220 109L217 110L219 111V113L222 114V117L224 118H221V121L222 119H224L225 121H223L225 123V126L224 128H226V140L227 141H236V145H237V149H238V153L237 154V157H235V154H236V147H235V150L233 151V148L232 147H229L227 148V152H226V161L225 162V165L221 168L223 169L221 172L219 171L218 174H214L216 175L215 178H214V181H211V195L210 197L208 198V200H206L207 202L204 204L205 206L201 205V207H203L201 210H199L198 212H196V210L198 209H195L194 211L196 213H194L192 215V220H193V223L195 225H201V224H204L203 225V228H206L208 229L209 233L207 234L205 231V229H201V232L205 231V234L206 235V238L204 236H202L203 238L198 241L197 240V235L195 232H190V230L188 231L186 228L180 231H182L180 234L178 233V228H177V225H176V222H177V219L179 218L180 214H177L179 213L178 210H176V197L179 193V191L181 190V193L183 192L182 189H180L181 187V183H182V178L181 176L183 177L182 173L183 170L186 168H183L184 166L187 165L186 161H181L186 163V165L184 164H181L183 165L182 169L181 170V165L179 166L181 170L178 174L179 176L175 177L176 175H168L167 176V179L168 181H163L159 179H149L150 181H148L147 179V175H148V171L149 170H154V169H157L160 167V164H162V159H163V156L165 155V152L167 151L165 149V147L167 146H163V144L160 142L161 140L159 138L157 139H154L153 136V140L149 141L150 143L147 142V145L144 143V141L142 142V137H140L141 135H138L137 133L135 134H128L129 132H126L124 131L125 135H123L124 133H121L123 135L122 137V140H121V135L119 133H117V136L118 134L120 135V139L118 140H115L117 138H113L114 140H111V139H107L106 141L103 139H98L99 141H96L95 139H92L94 135H96L98 132H101V130H106L107 133H111L113 134L115 132L116 129L115 128V125L117 124L116 120V124H112L113 120H111L112 122H87L85 124V126L83 125H79V124H76V121L75 123L73 122V124L71 123L70 125H73V127H71V130L69 132H62V130L60 129V126H58L59 124H56L54 118L52 117H49L48 115L50 114H46V109H45V106H44V103L47 101V100H50V98L52 97V95L54 93H57V92H60L61 90V81L60 80H56V79H50V82H47ZM99 83V84H100ZM106 83V81H105ZM110 83V82H109ZM108 82L106 84H109ZM118 83V81H117ZM151 82H149L150 84ZM153 83V82H152ZM151 83V84H152ZM223 83V84H222ZM245 83V82H244ZM75 84V83H74ZM73 83H70L69 85H74ZM83 84V83H82ZM81 84V85H82ZM98 84V83H97ZM96 84V85H97ZM243 84V82L241 83ZM240 84V86H241ZM68 85V86H69ZM84 85V84H83ZM103 85V84H102ZM237 85V84H235ZM67 86V85H66ZM69 86V87H70ZM90 86V85H89ZM101 86V84H100ZM105 86V85H104ZM141 86V85H140ZM239 86V85H238ZM258 86V84H257ZM256 86V87H257ZM73 87V86H72ZM83 87V86H82ZM81 87V88H82ZM102 87V86H101ZM125 87V88H126ZM236 88V86H234ZM242 87V86H241ZM86 88V87H85ZM104 88V87H103ZM105 88H108V87H105ZM198 88V87H197ZM239 88V87H237ZM88 89V88H87ZM204 89H206L207 92L204 91ZM219 89V90H218ZM95 90V89H94ZM101 90V88L99 89V91ZM105 89H103V92H104ZM199 90V91H200ZM222 90V89H221ZM77 91V90H76ZM84 91V90H83ZM92 91V90H91ZM238 91V90H236ZM260 91V90H258ZM101 92V91H100ZM201 92V93H202ZM224 93V91H222ZM138 93V91H137ZM199 93V92H198ZM255 93V92H254ZM259 93V92H258ZM99 94V93H98ZM160 94V93H159ZM222 94V93H221ZM86 95V94H85ZM85 95L82 93H75L74 96L72 95V100L71 98H69V103L70 102H79L80 104L82 103L83 105L86 104L89 100L88 97H85ZM130 95V94H129ZM203 95V94H202ZM246 95V94H245ZM252 95V94H251ZM260 95V98L262 97ZM32 96V95H31ZM93 96V95H92ZM137 96V95H136ZM206 96V95H205ZM208 96V95H207ZM254 96V95H253ZM199 97H200V94H199ZM198 97V98H199ZM247 97V96H246ZM255 97V96H254ZM33 98V99H32ZM202 98V96L200 97ZM204 98V97H203ZM225 98V97H224ZM222 97V99H224ZM250 98V97H249ZM259 98V97H258ZM257 98V99H258ZM71 100V101H70ZM199 100V99H198ZM201 101V100H199ZM197 102V103H200V102ZM203 101V99H202ZM201 101V102H202ZM205 101V100H204ZM203 101V102H204ZM262 101V100H261ZM260 101V102H261ZM202 102V103H203ZM212 102L210 104H212ZM224 102V101H223ZM254 102V100H253ZM47 103V102H46ZM102 103V102H101ZM124 103V102H123ZM202 103H200L202 105ZM249 103V102H248ZM252 103V102H251ZM255 103V102H254ZM264 103V102H262ZM78 104V103H77ZM76 104V105H77ZM208 104V105H210ZM243 104V105H244ZM257 104V103H256ZM259 104V103H258ZM35 108H34V106ZM116 107L118 108L119 105L121 104H115ZM156 105V104H155ZM154 105V107H155ZM164 105V104H163ZM198 105V104H197ZM196 105V107H197ZM260 105V104H259ZM125 106V105H124ZM160 106V105H159ZM159 106L158 109H159ZM193 106V105H192ZM192 106H189V108H191ZM214 106V105H213ZM255 106V105H254ZM14 107V106H13ZM101 107V106H100ZM111 108H113L112 106H110ZM121 107V106H120ZM126 107V106H125ZM153 107V108H154ZM164 107V106H163ZM162 107V108H163ZM209 107V106H207ZM259 107V106H258ZM256 108V110H254V112L259 109V108ZM93 107H91L90 109L92 110ZM103 108V107H101ZM106 108V107H105ZM109 109V107H107ZM144 108V107H143ZM149 108V107H148ZM152 108V107H151ZM193 108V107H192ZM202 108V107H201ZM206 108V107H205ZM250 108V106H249ZM48 109V108H47ZM89 109V110H90ZM116 109V108H115ZM122 109V108H120ZM155 110L157 108H154ZM199 109V108H198ZM261 111L260 113H264V107L262 108V106L260 107ZM12 110V109H11ZM112 110V109H111ZM152 109H150L151 111ZM154 110V111H155ZM161 110V109H160ZM164 110V108H163ZM162 110V113H164ZM196 110V109H195ZM13 111V110H12ZM78 111V110H76ZM76 111H72L74 113H76ZM145 111V110H144ZM165 111V110H164ZM216 111V110H215ZM251 111V110H250ZM11 112V111H10ZM9 112V113H10ZM57 112V111H56ZM146 112V111H145ZM152 112V111H151ZM166 112V111H165ZM169 112V111H168ZM207 112V110L205 111ZM213 112V111H212ZM255 112V113H256ZM21 113V112H20ZM48 113V112H47ZM50 113V112H49ZM53 113V112H52ZM71 113V112H70ZM133 113V112H132ZM147 113V112H146ZM210 113V111H209ZM214 113V112H213ZM216 114H218L217 112H215ZM214 113V114H215ZM259 113V112H258ZM57 114V113H56ZM73 114V113H71ZM69 114V115H71ZM96 114V113H95ZM158 114V112H157ZM167 114V113H166ZM170 114V113H169ZM168 114V116H169ZM220 114V115H221ZM253 114V113H252ZM131 115V114H130ZM143 115V113H142ZM141 115V116H142ZM164 115V114H163ZM162 115V116H163ZM172 115V114H171ZM203 115V113H202ZM210 115V114H209ZM218 115V117L220 116ZM18 116V114L16 115ZM72 116V115H71ZM135 116V114H134ZM137 116V115H136ZM140 116V114L138 115ZM137 116V117H138ZM145 116V119H140L135 122L134 120H136L135 118H133L132 116H130V118H128V120L130 121H134L135 122V128H137L138 130H143V129H146L148 127H154L155 125H158L157 124V116L155 118V115L152 113H149V114H145L143 115V117ZM161 115H159V118H160ZM252 116V115H251ZM258 116V115H257ZM263 116V115H262ZM19 117V116H18ZM87 117V116H86ZM121 117V116H120ZM128 117V116H127ZM178 117V116H177ZM176 117V118H177ZM203 117H205L203 115ZM210 118L213 117V116H209ZM256 117V116H255ZM99 118V117H98ZM111 118V117H110ZM110 118L108 120H110ZM114 118V117H113ZM112 118V119H113ZM142 118V117H141ZM175 118V117H174ZM179 118V117H178ZM207 118V116H206ZM210 118H207V133L206 134V138L208 139L210 136L212 138L213 134L217 133V129H216V124H214V119H211ZM250 118V117H249ZM257 118V117H256ZM8 119V118H7ZM96 119V118H95ZM94 119V120H95ZM115 119V118H114ZM180 119V118H179ZM159 120V119H158ZM185 120V119H184ZM198 120V119H197ZM197 120H196V124L195 122L193 124H195V126H197ZM203 121H205L204 119H202ZM218 120V119H217ZM264 120V119H263ZM22 121V120H21ZM20 121V122H21ZM100 121V120H99ZM121 121H122V118H121ZM127 120L125 119V122ZM163 121V120H162ZM202 121V122H203ZM220 121V120H219ZM218 121V122H219ZM82 122V120H81ZM80 122V124H81ZM124 122V120L122 121ZM128 122V121H127ZM166 122V121H165ZM176 122V121H175ZM174 122V123H175ZM199 122V120H198ZM201 122V121H200ZM199 122V123H200ZM217 122V121H216ZM217 122V123H218ZM261 122V124H264V121L262 123V121H259ZM78 123V121H77ZM83 123V122H82ZM160 123V122H158ZM178 123V122H176ZM205 123V122H204ZM221 123V122H220ZM218 123V124H220ZM118 124H120L118 122ZM117 124V125H118ZM184 124V123H183ZM182 124V125H183ZM217 124V125H218ZM259 123V125H261ZM0 125L2 126V129H3V132L4 133H7L8 132V128H9V122L6 121V116L0 112ZM176 125V124H175ZM201 125H203V123H201ZM224 125V124H223ZM173 126V125H172ZM222 126V125H221ZM264 126V125H263ZM134 127V126H133ZM157 127V126H156ZM64 128L66 129L67 127L64 126ZM127 128V127H126ZM163 128V127H162ZM173 128V127H171ZM197 128V127H194V129ZM223 128V129H224ZM256 128V129H255ZM260 128V127H259ZM264 128V127H263ZM262 128V129H263ZM64 129V130H65ZM129 129V128H128ZM158 129V128H157ZM183 130V128H180ZM188 129V128H187ZM200 129V128H199ZM198 129V130H199ZM204 129V128H203ZM206 129V128H205ZM204 129V130H205ZM124 130V129H123ZM160 130V129H159ZM173 130V129H172ZM197 130V129H196ZM197 130V131H198ZM130 131V130H129ZM137 131V130H135ZM151 131V130H150ZM156 131V130H155ZM169 131V130H168ZM189 131V130H188ZM222 131V130H221ZM153 132V131H152ZM174 132V131H173ZM219 132V131H218ZM143 133V132H142ZM156 133V132H155ZM166 133V132H165ZM170 133V132H168ZM190 133V132H188ZM204 133V131H203ZM221 133V132H220ZM99 134V133H98ZM219 134V133H217ZM216 134V136H217ZM82 135V138H79V136ZM100 135V134H99ZM169 135V134H168ZM174 135V134H173ZM202 135V133H201ZM114 136V135H113ZM146 136V135H145ZM151 136V135H150ZM159 136V135H158ZM161 136V134H160ZM164 136V134H163ZM162 136V137H163ZM205 136V135H204ZM223 136V135H222ZM257 136V137H256ZM95 137V136H94ZM106 137V136H105ZM109 137V136H108ZM111 137V136H110ZM109 137V138H110ZM115 137V136H114ZM148 137V136H147ZM166 137V136H165ZM221 137V135H220ZM219 137V138H220ZM98 138V137H97ZM145 138V137H144ZM176 138V137H174ZM205 138V137H204ZM205 138V141H207V139ZM218 138V136H217ZM25 139V140H24ZM78 139V140H76ZM85 139H87V141H89V143L87 144L86 141H84ZM150 139V138H149ZM260 139V137H259ZM145 140V139H144ZM165 140H168V138H164V141ZM212 140H214L212 138ZM211 140V141H212ZM219 140V139H218ZM224 141V139H222ZM258 140V139H257ZM24 142L22 143L21 145V142ZM73 141H76L74 143V146L71 148V149H68L67 148V144L70 143V142H73ZM84 141V142H83ZM172 141H173V138H172ZM210 141V142H211ZM260 141V140H258ZM260 141V143H262ZM176 142H177V139H176ZM84 143H86V145H89L88 148L85 147V145H83ZM175 143V142H174ZM180 143V142H179ZM213 143V142H212ZM256 146H254L255 144ZM259 143V142H258ZM14 144V143H13ZM11 144V145H13ZM143 144V145H142ZM166 144V142H165ZM164 144V145H165ZM169 144H170V141H169ZM172 144V143H171ZM211 144V143H210ZM209 144V145H210ZM215 144V143H214ZM223 144H225L223 142ZM234 144V143H233ZM37 145V144H36ZM34 145V146H36ZM97 146V149H91L93 146ZM168 145V144H167ZM174 145V144H172ZM171 145V146H172ZM215 145H218V144H215ZM252 145L254 147H257L258 150L261 149L263 150L262 152V155L260 156L259 154H255L256 153V148L254 149L255 153H253L254 155H258L260 156V160L259 158H257V160H255L253 158L254 161L251 162L250 159V164L248 163V159L247 157L249 156L248 155V151L247 149H249V147ZM170 146V145H169ZM178 146V145H177ZM174 147V146H173ZM180 147V146H179ZM191 147V145H190ZM194 146H192L191 148H193ZM213 147V145H212ZM216 147V146H215ZM38 148V147H37ZM36 148V149H37ZM94 148V147H93ZM145 148V149H144ZM169 148V147H168ZM171 148V147H170ZM190 148V149H191ZM225 148V150H226ZM185 149H187V147H185ZM194 149V148H193ZM213 149V148H212ZM218 149V148H217ZM224 149V148H223ZM13 150V149H11ZM33 150V149H32ZM35 150V149H34ZM170 149H168L169 151ZM182 149H180L181 151ZM253 149L249 150V153L252 154L251 152ZM38 151V150H37ZM188 151V150H186ZM186 151L183 153L185 154ZM251 151V152H250ZM36 151H34L35 153ZM183 152V151H182ZM191 152V151H188L187 154ZM235 152V154H234ZM37 153V152H36ZM169 153V152H168ZM179 154H182L180 152H177ZM199 153V152H198ZM259 153V152H258ZM90 154H93L92 156ZM182 154V155H183ZM184 155L185 157L187 156ZM191 154V153H190ZM200 154V155H199ZM198 156L202 158H205L206 156V152H202L199 153ZM39 155V153H38ZM178 154L176 155H172L173 157V166H177L178 163H181V161L179 162V158L180 156L178 157L177 156ZM192 155V154H191ZM211 155V154H210ZM240 155V156H238ZM40 156V155H39ZM166 156V155H165ZM183 156V157H184ZM189 156V154H188ZM187 156V157H188ZM209 156V155H208ZM171 157V156H170ZM169 157V159H170ZM190 157V156H189ZM188 157V158H189ZM193 157V155L191 156ZM262 157V159H261ZM211 158V157H209ZM238 158V159H236ZM249 158H252L251 155L249 156ZM185 159V158H184ZM194 159V158H193ZM199 159V160H201ZM79 161L78 164L80 166V163H81V166H77V168L79 167V169H72L71 167V163L74 165L73 162L75 161ZM189 160L190 159H187V162H188V165H189ZM195 160V159H194ZM198 162H201L199 161L198 159H196ZM77 161L75 162V164L77 165ZM192 161V160H191ZM257 161V162H256ZM171 162V160L169 161ZM193 162V161H192ZM191 162V163H192ZM205 163V161H202ZM208 162V161H207ZM221 162V161H220ZM238 162V165L240 164L241 167L239 168L240 170H242L245 166L247 169L249 170H245L244 169V173L246 174L245 176L242 174H238V171L235 170L234 168V165ZM62 163V167H64L65 165V168L67 169L65 172H63L61 175L60 174H57L59 176L57 177H54L53 176V172L51 171L52 169H54L53 167H57L56 165L58 164H61ZM198 164V163H197ZM244 164V167L242 166ZM3 165V164H2ZM17 165V164H16ZM72 165V166H73ZM237 165V164H236ZM200 166L202 167V165L200 164ZM204 166V165H203ZM16 167V166H15ZM74 167V166H73ZM76 167V166H75ZM197 167V166H196ZM243 167V168H242ZM7 168V166H6ZM218 168V166H217ZM237 168V167H236ZM242 168V169H241ZM5 169V168H4ZM24 169V168H23ZM29 169V168H28ZM189 169V167H188ZM200 169V168H199ZM174 169H172L173 171ZM178 170V169H177ZM197 170V169H196ZM201 170V169H200ZM12 171L15 172L14 175H21L22 170L21 168H15L13 169ZM24 171V170H23ZM187 171L188 170H184V172L187 174ZM11 171H5L4 174H3V177L2 179L6 182L7 186H5V192L4 194L6 193V191H12V188H13V183L17 180H14V182L12 181V178H10L12 176V174L10 173ZM25 172V171H24ZM52 172V173H51ZM79 172V174L77 173ZM166 172V171H165ZM164 172V173H165ZM170 172V170H169ZM240 172V171H239ZM243 172V171H242ZM240 172V173H242ZM157 173V172H156ZM163 173V174H164ZM168 173V172H167ZM189 173V172H188ZM213 173V172H212ZM211 173V174H212ZM160 174V172H159ZM55 175V174H54ZM190 175V174H189ZM198 175V174H197ZM213 175V176H214ZM17 176V177H18ZM165 176V175H164ZM163 176V177H164ZM185 176V175H184ZM188 176V174L186 175V177ZM212 176V175H211ZM241 176L243 178H241ZM16 177V176H15ZM21 177V176H20ZM39 177V176H38ZM37 177V179H38ZM40 177V178H41ZM40 178H39V181H40ZM213 178V177H212ZM15 179V178H14ZM25 179V178H24ZM24 179H21V180H18V187L20 186L21 189H16L13 190V195L14 198H21L22 199V203L23 204H26L25 206L22 205L18 200V205L19 203L21 204L22 207L20 208H24L26 210L30 209V206L32 207L31 205V200H33L31 198L32 194H33V191L35 189L36 186H39V184L41 183L42 186H44L43 184V181L42 180L41 182L38 183V180L37 179H31V181L29 182H26ZM41 179H44V178H41ZM166 180V179H165ZM183 180H184V177H183ZM188 180V178H187ZM209 180V178H208ZM25 181V183L23 182ZM38 184H37V183ZM184 182H186L187 184V181L184 180ZM183 182V183H184ZM16 183V182H15ZM182 183V184H183ZM209 183V186H210V181L208 182ZM37 184V185H36ZM74 184V183H73ZM72 184V185H73ZM77 184V185H78ZM185 184V185H186ZM32 185H34L32 187ZM184 185V184H183ZM182 185V186H183ZM15 187V186H14ZM41 187V186H40ZM39 187V188H40ZM65 187V188H64ZM184 188V186H183ZM189 188V187H188ZM186 188H184L185 190ZM200 189V188H199ZM60 190V189H59ZM61 190V191H62ZM66 190L64 191V193L66 192ZM187 190V189H186ZM56 190H54L55 192ZM70 191V190H69ZM210 191V190H209ZM36 192V191H35ZM44 192V191H43ZM48 192V191H47ZM58 193V191H56ZM78 192V191H77ZM9 193V192H7ZM46 193V192H45ZM49 193V192H48ZM57 193H54L55 196H57L56 194ZM67 193V192H66ZM79 193H76L77 196H79L78 194ZM184 193V192H183ZM187 191H185V194L187 196ZM194 193V192H193ZM43 194V193H42ZM50 194V193H49ZM180 194V193H179ZM189 194V193H188ZM6 195V194H5ZM38 195V194H36ZM53 195V194H52ZM61 195H62V192H61ZM184 195V194H182ZM196 196V194H193ZM200 195V194H199ZM44 196V195H42ZM55 196H53L55 198ZM60 196V195H59ZM64 196V195H63ZM195 196L193 198H195ZM7 197V196H6ZM11 197V196H10ZM51 197V196H50ZM51 197L49 199L55 201V199ZM181 197V196H180ZM182 197H185V196H182ZM181 197V199H182ZM31 198V199H30ZM35 198V197H34ZM53 198V199H52ZM57 198V197H56ZM11 199V198H10ZM20 199V200H21ZM58 199V198H57ZM186 199V198H185ZM189 199V198H188ZM205 199V198H204ZM59 200V199H58ZM184 200V198H183ZM183 200H178V201H182L184 203ZM35 201V200H34ZM38 201V199H37ZM205 201V200H204ZM55 202H58L57 200ZM5 204V203H4ZM46 204V203H45ZM54 204V203H53ZM123 204V203H122ZM178 204V203H177ZM13 205V204H12ZM78 206V205H77ZM76 206V207H77ZM184 206L181 204V207ZM3 207V206H2ZM37 207V206H36ZM73 207V206H72ZM178 207V206H177ZM196 207V206H195ZM1 208V206H0ZM17 208V207H16ZM19 208V206H18ZM54 208V207H53ZM130 208V207H129ZM200 208V207H199ZM36 209V208H35ZM39 209V208H38ZM179 209V208H178ZM11 210V209H10ZM25 210V211H26ZM30 211V210H29ZM64 211V210H63ZM190 211V210H189ZM18 212V211H17ZM27 212V211H26ZM60 212V211H59ZM65 212V211H64ZM121 212V211H120ZM31 213V211H30ZM68 213V212H67ZM66 213V214H67ZM8 214V213H7ZM39 214V213H38ZM4 215V214H3ZM9 215V214H8ZM11 215V214H10ZM13 215V214H12ZM19 216V215H18ZM30 216V215H28ZM40 216V215H39ZM54 216V215H53ZM113 216V215H112ZM189 216V215H188ZM10 217V216H9ZM20 217V216H19ZM71 217V216H70ZM5 218V217H4ZM17 218V217H16ZM118 218V217H117ZM7 219V218H6ZM15 219V218H14ZM25 219V218H24ZM36 219V218H35ZM71 219V218H70ZM5 220V219H4ZM19 220V219H18ZM17 220V221H18ZM23 219L19 220L22 221ZM118 220V219H117ZM180 220V219H179ZM191 220V219H190ZM12 221V220H11ZM69 221V220H68ZM89 221V220H88ZM18 222V223H19ZM188 222V221H187ZM263 222V221H262ZM16 223V222H15ZM17 223V224H18ZM29 223V222H28ZM27 221L26 223L24 222H21L17 225V228H16V231L12 230V227H16L15 224L10 227V230L9 228H7L8 230H10L11 233H13L15 235V237H18L19 235H23V238L17 246V248L15 249L14 248V251L13 252H10L12 253L11 255H9L8 253L6 254L7 256L9 255L8 258H16V256H19V259H21V261H23V264H50L51 262H49V255L51 256L52 254L49 253V251L51 249H49L48 251H46V249H48V247H50L48 245V247L46 248V244L45 245V248L42 247V241H43V234H45V230L43 231H39V232H35L34 229L31 227L32 225L28 224ZM117 223V222H116ZM192 221L190 223H187V225L185 227L188 228V226H190L189 224H191ZM58 224V223H57ZM83 224V223H82ZM118 224V223H117ZM262 224V223H260ZM264 224V223H263ZM7 225V224H6ZM53 225V224H52ZM64 225V223H63ZM119 225V224H118ZM185 225V224H184ZM206 225V227H205ZM87 226V225H85ZM85 226H82L81 224L78 226V232H81V233H85L86 231H88L86 229ZM116 226V224L114 225ZM113 226V227H114ZM122 226V227H123ZM194 226V225H192ZM191 226V227H192ZM259 226V225H258ZM8 227V225H7ZM13 227V228H14ZM41 227V226H40ZM89 227V228H90ZM196 227V226H195ZM42 228V227H41ZM115 228V227H114ZM129 228V227H127ZM190 228V227H189ZM258 228H261V227H258ZM6 229V230H7ZM39 229V228H38ZM45 229V228H44ZM72 229V228H71ZM77 229V228H76ZM113 229V228H112ZM111 229V230H112ZM117 229V228H116ZM119 229V227H118ZM200 229V228H199ZM224 229L226 230V232L224 231ZM262 232L264 231V228H261ZM69 230V229H68ZM107 230V229H106ZM128 230V229H127ZM151 231L152 233H148L149 236H145L144 233H146V231ZM255 230V231H254ZM252 230L254 233L252 234L253 236H262L263 237V233L260 232V230L258 231V229H254ZM48 231V230H47ZM114 232V230H112ZM118 231V230H116ZM129 231V230H128ZM147 231V232H148ZM197 231V230H195ZM222 231H224V233L222 234ZM245 231V230H244ZM69 232V231H68ZM110 232V231H109ZM125 232V231H124ZM7 233V232H6ZM200 233V232H199ZM248 233V232H247ZM261 233V234H260ZM119 234V233H118ZM127 234V233H126ZM147 234V233H146ZM147 234V235H148ZM28 237H27V236ZM199 235V234H198ZM203 235V233H202ZM14 237V239H15ZM241 237V236H240ZM27 238V239H25ZM61 238V237H60ZM201 238V237H200ZM198 238V239H200ZM10 240V239H9ZM20 240V239H19ZM115 240V238H114ZM138 240V238H137ZM38 241H41V244H38ZM46 241V240H45ZM77 241V240H76ZM106 241V240H105ZM142 241V240H140ZM215 241V242H216ZM4 242V241H3ZM2 242V243H3ZM7 242V241H6ZM47 242V241H46ZM133 243V241H131ZM261 242V241H260ZM258 241V246L259 245H262ZM65 243V242H64ZM87 243V242H86ZM107 243V242H106ZM139 243V242H138ZM39 245V248H34V245ZM179 244V243H178ZM256 244V243H255ZM253 243H251L249 241V243H247L245 245V248L242 250L241 254H240V257L242 256L243 259L241 260L240 258H236V262L235 264H264V245L263 246H260L263 247V249L261 251H259L260 249L256 248V245ZM11 245V244H10ZM37 245V246H38ZM140 246V244H138ZM62 245H59V246H56L58 247L57 249H60L58 250V252L62 251V248H61ZM64 247L66 245H63ZM87 246V244H86ZM138 246V247H139ZM12 247V246H11ZM98 247V249H99ZM108 247V246H107ZM256 249H255V248ZM67 248V247H65ZM64 248V251L66 252ZM72 248V247H71ZM91 248V249H92ZM131 248V247H130ZM241 248V247H240ZM6 249V248H5ZM69 249V248H68ZM101 249V250H102ZM10 250L12 251V249L10 248ZM71 250V249H70ZM76 250V249H75ZM97 250V249H96ZM131 250V249H130ZM161 250V252H160ZM239 250V249H238ZM99 251V250H98ZM8 252V250H7ZM64 252V253H65ZM75 252V251H74ZM77 252V250H76ZM160 252V253H159ZM218 252V251H217ZM53 253V251L51 252ZM63 253V252H62ZM61 253V254H62ZM89 253V252H88ZM71 254V253H70ZM79 254V253H78ZM85 254V253H84ZM93 254V253H92ZM97 255V254H96ZM100 255V254H99ZM139 255V257H140ZM5 256V255H4ZM6 256V259L4 257L5 260L4 261V264H10V260L7 258ZM56 256V255H54ZM54 256H52L53 259ZM63 256H66V255H63ZM62 256V257H63ZM93 256V255H92ZM104 257V256H101V258ZM217 257V256H216ZM24 258V259H23ZM66 258V257H64ZM63 258V259H64ZM158 258L159 261H158ZM18 259V258H17ZM120 259V258H119ZM128 259V258H127ZM211 259V258H210ZM233 259V258H232ZM231 259V260H232ZM235 259V258H234ZM56 260V259H55ZM126 260V259H125ZM19 261V260H17ZM59 261V260H58ZM61 261V260H60ZM69 261V260H68ZM106 261V260H105ZM233 261L235 260H232V261H228V262H225L224 264H232ZM14 263V262H13ZM68 263V262H67ZM105 263V262H104ZM120 263V262H119ZM54 264V263H53ZM71 264V263H70ZM99 264V263H98ZM117 264V263H116Z\"/></svg>",
  "mask_w": 264,
  "mask_h": 264
}]
</instances>
